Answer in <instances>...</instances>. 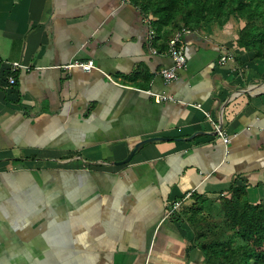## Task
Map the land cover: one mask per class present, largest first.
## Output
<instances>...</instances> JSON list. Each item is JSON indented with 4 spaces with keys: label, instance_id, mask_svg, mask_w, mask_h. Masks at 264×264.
I'll return each instance as SVG.
<instances>
[{
    "label": "crops",
    "instance_id": "0c3cea01",
    "mask_svg": "<svg viewBox=\"0 0 264 264\" xmlns=\"http://www.w3.org/2000/svg\"><path fill=\"white\" fill-rule=\"evenodd\" d=\"M148 18L131 0H0V264H204L193 193L243 185L264 205V58L237 45L243 23L192 27L165 82L175 29Z\"/></svg>",
    "mask_w": 264,
    "mask_h": 264
},
{
    "label": "trees",
    "instance_id": "16d2710c",
    "mask_svg": "<svg viewBox=\"0 0 264 264\" xmlns=\"http://www.w3.org/2000/svg\"><path fill=\"white\" fill-rule=\"evenodd\" d=\"M131 1L143 13L153 15L151 27L154 32L157 33L162 27H165V30L172 29L169 25L172 14L164 7L174 0H164L156 4L152 10L149 9V0ZM179 9L182 13L183 25L190 29L204 22L223 24L233 16L243 23L237 32V45L253 51V58H264V0H179ZM234 60L237 61L235 57ZM229 192V196L221 197L218 202H215V208L218 209L219 214L224 216L225 224L231 228L239 225L243 230L244 228L251 229L257 243L264 240V205L249 202L243 185L231 184ZM192 198L194 201L192 206L187 207L189 210L186 216L194 227L195 236L187 247V251L193 246L198 247L201 250L204 264H251L249 258H246L245 250H241L236 256L232 245L210 241L203 236L199 230L201 217L198 214L203 211L209 213L212 203L198 193H193ZM177 216L175 212L171 215L173 219L180 217ZM259 260L261 264H264V255Z\"/></svg>",
    "mask_w": 264,
    "mask_h": 264
},
{
    "label": "rangeland",
    "instance_id": "374dc122",
    "mask_svg": "<svg viewBox=\"0 0 264 264\" xmlns=\"http://www.w3.org/2000/svg\"><path fill=\"white\" fill-rule=\"evenodd\" d=\"M163 1L149 0V9L152 10L156 4ZM164 9L172 14L169 25L173 29H177L184 24L182 21V13L179 9V0H174L171 4L165 5ZM210 210L209 213L198 214L201 217L199 230L203 233V236L210 241L228 243V246L232 245L233 249L235 248L236 256H238L241 250H245L246 258H249L251 264H261L259 258L264 255V240L257 243L251 229L244 228L243 230L239 225H235L232 228L227 226L224 216L219 214L218 209L216 210L215 208V201L211 204ZM227 259L230 260V258Z\"/></svg>",
    "mask_w": 264,
    "mask_h": 264
},
{
    "label": "built area",
    "instance_id": "2783aa9c",
    "mask_svg": "<svg viewBox=\"0 0 264 264\" xmlns=\"http://www.w3.org/2000/svg\"><path fill=\"white\" fill-rule=\"evenodd\" d=\"M146 17L150 16V13H144ZM149 19V20H148ZM147 20L149 21L151 25V18L149 17ZM190 31V28L188 26L182 25L179 28H177L173 35L168 38L167 40V48L166 52L170 57V64L168 66H164L159 69V73L163 80L165 82H169L173 79H175L179 72L185 67L186 65V56L184 52L185 48V35ZM152 52H156V49L153 47L151 48ZM231 56L229 55H222L221 60H228ZM77 65L81 67L84 70H90L92 67H95L92 63V61L87 62H81V61H74L72 63L66 64L65 67L69 68L70 66ZM10 70H15L16 68L22 67L27 68L28 65L20 64L18 62H11L10 63ZM8 82L10 84L14 83L15 79L12 74L8 76ZM148 93L152 94L155 100H164V99H170L171 96L162 94V93H155L151 90H147ZM208 116V115H207ZM214 129L215 132L221 137L223 142H227L229 140V137L225 134V132L221 129V127L214 123ZM181 204V200H175L173 201L170 206L168 207L167 214L170 216L173 212L179 209Z\"/></svg>",
    "mask_w": 264,
    "mask_h": 264
},
{
    "label": "water",
    "instance_id": "95a60500",
    "mask_svg": "<svg viewBox=\"0 0 264 264\" xmlns=\"http://www.w3.org/2000/svg\"><path fill=\"white\" fill-rule=\"evenodd\" d=\"M220 127H221V126H220ZM151 139H153V138H145V139H142V140H139L138 142H136V143L134 144V146L132 147V149L130 150V152L128 153V155L126 156V158H124V159L121 160V161H118L117 163H118V164H121V163H125V162L129 161L130 158H131V156L133 155L135 149H136L137 147H139L141 144H143V143H145V142H147V141H149V140H151Z\"/></svg>",
    "mask_w": 264,
    "mask_h": 264
}]
</instances>
